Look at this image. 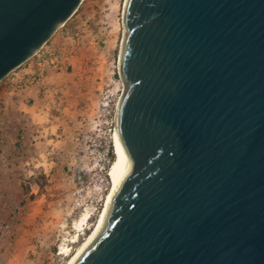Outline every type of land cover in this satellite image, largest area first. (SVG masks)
<instances>
[{
  "label": "water",
  "instance_id": "1",
  "mask_svg": "<svg viewBox=\"0 0 264 264\" xmlns=\"http://www.w3.org/2000/svg\"><path fill=\"white\" fill-rule=\"evenodd\" d=\"M82 0H0V80ZM115 190L71 264H264V0H127Z\"/></svg>",
  "mask_w": 264,
  "mask_h": 264
},
{
  "label": "rangeland",
  "instance_id": "2",
  "mask_svg": "<svg viewBox=\"0 0 264 264\" xmlns=\"http://www.w3.org/2000/svg\"><path fill=\"white\" fill-rule=\"evenodd\" d=\"M125 3L82 0L0 80V264H65L100 220L113 187Z\"/></svg>",
  "mask_w": 264,
  "mask_h": 264
},
{
  "label": "bare ground",
  "instance_id": "3",
  "mask_svg": "<svg viewBox=\"0 0 264 264\" xmlns=\"http://www.w3.org/2000/svg\"><path fill=\"white\" fill-rule=\"evenodd\" d=\"M127 2V0H126ZM125 7H126V3H125V6H124V12H125ZM124 15V13H123ZM125 32V31H124ZM122 78V77H121ZM123 79V78H122ZM124 82V80H123ZM125 89H126V86H125V82H124V91H123V94L121 95V98L119 100V103H118V107H117V111H116V133H115V145H116V140H117V136H118V120H119V114H120V108H121V105H122V101H123V98H124V94H125ZM109 175H110V172H109ZM111 176V175H110ZM112 178V177H111ZM114 190H115V185H114V181H113V187L111 189V191L109 192L108 196H107V202H106V207L100 217V220L98 221V223L95 225L94 229L89 233V235L83 240V242L79 245V247L75 250L74 253H72L70 255V257L68 258V260L66 261L65 264H71L74 260V258L77 256V254L82 250V248L92 239V237L94 236V234L96 233L104 215H105V212L107 210V204H108V201L110 199V197L113 195L114 193ZM87 217V214L84 215V217L82 218L81 220V224L83 223V221L86 219ZM67 250V248H66Z\"/></svg>",
  "mask_w": 264,
  "mask_h": 264
}]
</instances>
